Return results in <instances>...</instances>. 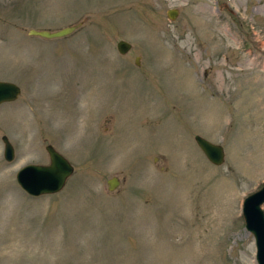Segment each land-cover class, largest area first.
<instances>
[{
	"label": "rangeland",
	"instance_id": "1",
	"mask_svg": "<svg viewBox=\"0 0 264 264\" xmlns=\"http://www.w3.org/2000/svg\"><path fill=\"white\" fill-rule=\"evenodd\" d=\"M0 81L19 87L0 103V264H256L240 203L264 184V0H0ZM46 144L72 172L30 196L14 174Z\"/></svg>",
	"mask_w": 264,
	"mask_h": 264
},
{
	"label": "water",
	"instance_id": "2",
	"mask_svg": "<svg viewBox=\"0 0 264 264\" xmlns=\"http://www.w3.org/2000/svg\"><path fill=\"white\" fill-rule=\"evenodd\" d=\"M176 9H167L166 17L174 19ZM80 22L60 27L56 30L29 28L27 33L40 38L51 39L63 37L79 27ZM115 48L118 53H125L130 48V43L125 40H117ZM135 57V64H137ZM19 94V87L15 83L0 81V103L14 100ZM2 142V156L6 161L13 158V148L5 135L0 137ZM195 144L201 150L205 158L213 165L223 162V148L219 144L195 135ZM44 149L48 156L47 164H26L16 170L14 179L18 186L30 196L56 193L62 189L65 180L72 172V165L68 160L57 152L50 144ZM106 187L112 190L118 184V179L112 176L106 180ZM264 203V184L255 191L247 194L241 201L240 212L243 219L244 229L253 238L254 258L256 264H264V215L261 205ZM252 229V230H251ZM255 234H253V232Z\"/></svg>",
	"mask_w": 264,
	"mask_h": 264
},
{
	"label": "bare ground",
	"instance_id": "3",
	"mask_svg": "<svg viewBox=\"0 0 264 264\" xmlns=\"http://www.w3.org/2000/svg\"><path fill=\"white\" fill-rule=\"evenodd\" d=\"M252 230V229H251ZM253 232V231H252ZM253 234H255L254 232H253Z\"/></svg>",
	"mask_w": 264,
	"mask_h": 264
}]
</instances>
